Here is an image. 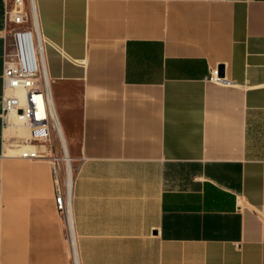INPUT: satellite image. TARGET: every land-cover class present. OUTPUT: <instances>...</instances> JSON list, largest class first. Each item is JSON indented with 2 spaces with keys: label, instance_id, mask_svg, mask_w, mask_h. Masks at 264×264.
I'll return each mask as SVG.
<instances>
[{
  "label": "crops",
  "instance_id": "0c3cea01",
  "mask_svg": "<svg viewBox=\"0 0 264 264\" xmlns=\"http://www.w3.org/2000/svg\"><path fill=\"white\" fill-rule=\"evenodd\" d=\"M35 3L71 234L0 120V264H264V0Z\"/></svg>",
  "mask_w": 264,
  "mask_h": 264
},
{
  "label": "built area",
  "instance_id": "2783aa9c",
  "mask_svg": "<svg viewBox=\"0 0 264 264\" xmlns=\"http://www.w3.org/2000/svg\"><path fill=\"white\" fill-rule=\"evenodd\" d=\"M7 26L9 31L4 37L1 75L2 130L25 127L28 140L22 144L18 157L50 161L55 209L71 234L72 176L70 196L68 174L62 163L63 132L53 104L45 47H52L62 56L63 51L42 36L35 0H11L5 12L4 29ZM211 76L218 82H226L218 77L217 70L212 71ZM71 255L72 263L77 264L72 236Z\"/></svg>",
  "mask_w": 264,
  "mask_h": 264
},
{
  "label": "bare ground",
  "instance_id": "6f19581e",
  "mask_svg": "<svg viewBox=\"0 0 264 264\" xmlns=\"http://www.w3.org/2000/svg\"><path fill=\"white\" fill-rule=\"evenodd\" d=\"M20 127V126H19ZM62 144H63V147H64V151H63V155H62V162H63V165H64V169L65 171L67 172L68 174V189H69V195L71 196V183H70V176H72V168H71V157L69 155V152H68V149L66 147V144H65V140H64V137H62ZM6 147V146H5ZM71 221V220H70ZM72 222V221H71ZM65 224V223H64ZM68 236V235H67ZM69 244V243H68ZM71 250V249H70Z\"/></svg>",
  "mask_w": 264,
  "mask_h": 264
},
{
  "label": "trees",
  "instance_id": "16d2710c",
  "mask_svg": "<svg viewBox=\"0 0 264 264\" xmlns=\"http://www.w3.org/2000/svg\"><path fill=\"white\" fill-rule=\"evenodd\" d=\"M10 0H0V30L4 29L5 12L9 7Z\"/></svg>",
  "mask_w": 264,
  "mask_h": 264
},
{
  "label": "rangeland",
  "instance_id": "374dc122",
  "mask_svg": "<svg viewBox=\"0 0 264 264\" xmlns=\"http://www.w3.org/2000/svg\"><path fill=\"white\" fill-rule=\"evenodd\" d=\"M10 4H11V0H10V2H9V6H10ZM6 31H7V33H8V31H9V29H8V26L6 27V29H5ZM72 159V158H71ZM63 163V162H62ZM70 164H71V168H72V176H73V171H74V168H75V161H73V159L71 160V162H70ZM64 166V165H63Z\"/></svg>",
  "mask_w": 264,
  "mask_h": 264
},
{
  "label": "water",
  "instance_id": "95a60500",
  "mask_svg": "<svg viewBox=\"0 0 264 264\" xmlns=\"http://www.w3.org/2000/svg\"><path fill=\"white\" fill-rule=\"evenodd\" d=\"M217 73H218V77H220L222 74V67H218Z\"/></svg>",
  "mask_w": 264,
  "mask_h": 264
}]
</instances>
